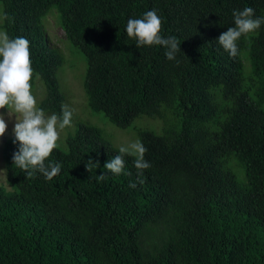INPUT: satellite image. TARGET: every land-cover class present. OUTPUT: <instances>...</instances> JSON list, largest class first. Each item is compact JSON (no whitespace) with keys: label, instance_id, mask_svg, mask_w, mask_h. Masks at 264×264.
<instances>
[{"label":"trees","instance_id":"trees-1","mask_svg":"<svg viewBox=\"0 0 264 264\" xmlns=\"http://www.w3.org/2000/svg\"><path fill=\"white\" fill-rule=\"evenodd\" d=\"M246 7L264 17V0H0V30L30 42L39 107L66 106L52 17L84 59L87 112L107 119L75 122L46 161L61 165L51 180L14 164L15 136L3 142L0 264H264V24L235 57L218 42ZM153 9L181 43L173 60L127 36L128 19ZM110 124L147 148L142 177L133 156L131 175L104 169L120 154Z\"/></svg>","mask_w":264,"mask_h":264},{"label":"clouds","instance_id":"clouds-1","mask_svg":"<svg viewBox=\"0 0 264 264\" xmlns=\"http://www.w3.org/2000/svg\"><path fill=\"white\" fill-rule=\"evenodd\" d=\"M233 16L234 26L228 27L227 31L219 36L218 42L230 56L235 57L238 54L237 42L242 36L258 30L264 24V17H255L254 9L251 7L234 11ZM162 27L163 20L153 9L144 13L142 18L128 19L126 33L128 37L136 39L137 48L161 45L167 49L166 58L173 60L181 51V43L174 36L162 37ZM33 73L30 42L24 37L10 38L6 31H0V109L8 110L7 114L0 112V136L6 133L8 121L14 116V142H19V149L13 154L14 164L29 176L38 170L46 179L51 180L60 173L61 165L46 164V161L58 146L61 131L71 126L73 113L67 106H62V115L55 113L47 115L38 107L37 99L32 92ZM146 152L147 148L140 140L121 146L120 154L106 162L104 169L115 175L122 173L131 175L125 171L124 157L133 156L138 178L142 177L143 170L151 167L145 159ZM90 165L99 167L98 162L89 160L88 170ZM1 168L3 180L0 184L6 186V173L3 167ZM105 179L106 173L98 175V180ZM138 182L143 184L144 180L139 179ZM129 186L135 188L137 183L130 182Z\"/></svg>","mask_w":264,"mask_h":264},{"label":"rangeland","instance_id":"rangeland-1","mask_svg":"<svg viewBox=\"0 0 264 264\" xmlns=\"http://www.w3.org/2000/svg\"><path fill=\"white\" fill-rule=\"evenodd\" d=\"M46 29L48 30L50 44L54 47H57L62 52L64 58V62L57 72V80L60 86V90L66 98V106L70 110H72L73 115L71 126L66 127L60 133V140L58 141L57 148L66 150V138L75 132V122L89 121L95 126L101 128L102 125L106 124L107 119L102 114L93 113L91 111L87 112L86 98L82 86L86 66L81 53L77 49L72 47L68 42H66L62 30L55 25L54 19L52 17L48 19V22L46 23ZM44 90V86L40 81H36L34 84H32V92L37 99L38 107L40 105V102L42 101L41 93ZM7 111V109H0V112H4L5 114H7ZM141 119L136 120L133 126L139 128L148 123L147 120ZM14 124L15 117L13 116L12 119L8 121V128L6 133L3 136H0V169L2 171L1 167H3L4 172L5 166L2 157L3 142L7 138L14 136ZM108 126H110L112 129L107 128L106 132L109 135H104L106 139L111 143L113 141L116 145H118L115 146L112 143V145L117 148H120L121 146H127L128 144L137 140L135 132L132 128H130L129 130H118L111 124ZM2 180L3 177L0 173V182H2Z\"/></svg>","mask_w":264,"mask_h":264}]
</instances>
